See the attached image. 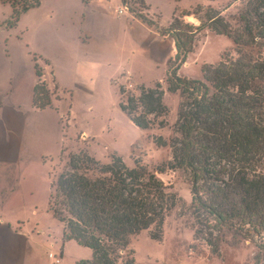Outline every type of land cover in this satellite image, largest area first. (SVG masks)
<instances>
[{"label": "trees", "instance_id": "trees-1", "mask_svg": "<svg viewBox=\"0 0 264 264\" xmlns=\"http://www.w3.org/2000/svg\"><path fill=\"white\" fill-rule=\"evenodd\" d=\"M0 1L11 6L14 22H7L9 27L21 13L41 3ZM139 3L142 5V0ZM201 5H195L193 12L175 8L168 26L157 29L173 40L175 53L166 64L165 81L167 90L178 93L180 101L174 136L169 142L161 135L152 139L158 146L169 145L168 168L187 174L194 238L205 241L217 254L221 232L229 230L262 250L264 0H245L238 28L222 16L225 9L212 7L213 14L206 13L198 24L186 21L185 16L201 12ZM139 18L149 26L154 24L150 18ZM204 28L230 38L236 56L228 54L205 66L203 80L180 76L178 71ZM35 70L38 80L32 100L42 109L51 106L52 99L36 63ZM119 91L126 93L122 87ZM163 95L159 81L154 87L141 85L137 95H126L118 107L142 130L162 127L164 122L158 118L168 113ZM109 158V162L100 163L87 151L71 153L68 166L51 179L49 210L63 224L62 243L72 239L91 250L89 259L75 264H135L133 250L128 248L131 237L154 227L151 238L161 240L165 218L177 203L170 187L139 160L128 166L117 153Z\"/></svg>", "mask_w": 264, "mask_h": 264}, {"label": "rangeland", "instance_id": "rangeland-1", "mask_svg": "<svg viewBox=\"0 0 264 264\" xmlns=\"http://www.w3.org/2000/svg\"><path fill=\"white\" fill-rule=\"evenodd\" d=\"M139 2L140 0H122V4L127 6L126 12L137 18L141 15L152 19V27L156 31L158 27L168 26L174 8L171 3L162 1L153 6L149 17L148 11L143 9L144 4ZM231 3L230 0H204L201 12L191 14L185 20L198 24V19L204 20L207 14H213L211 7L227 8L222 16L233 28H238V15L244 8L245 0H238L233 5ZM69 4H72V0H41L38 7L21 13L18 21L9 27L7 22H14L11 6L0 1V54H78L67 38L71 22L63 9ZM51 11H57L59 17L53 16ZM184 11L196 10L193 7ZM57 18L60 19L59 23ZM170 40L173 43L169 36L160 35L157 31L154 39L156 49H164L160 50L163 54L154 55L151 63L144 58L135 59L132 63L121 59L119 65L115 63L112 68L95 76L91 106L87 107L78 97L80 93L74 91L71 104L75 120L69 131L73 134L71 141H67V146L62 148L60 157L53 163L35 161L37 168L44 170L49 163L50 177L55 179L68 166L69 154L84 150L100 163L109 162V156L117 153L128 166H133L134 161L139 160L155 171L177 196V203L165 218L161 240L151 238L150 230L155 231L154 227L131 237L128 248L133 250L135 264H264V249H259L254 242L241 238L232 231L221 232L222 241L217 254L211 252L205 241L194 238V219L191 214V193L187 174L182 169L168 168L167 163L171 159L169 145L158 146L153 142L152 136L161 135L169 142L175 134L174 123L180 96L178 93L169 92L165 81L166 64L175 53L173 46L171 55ZM228 54L236 56V46L232 40L204 28L196 37L193 52L188 55L178 74L203 80L204 67L218 63ZM125 63H131L129 68L134 78L126 71L121 72L120 66H126ZM158 81L164 90L163 102L168 107V113L158 118L164 122V126L155 125L153 128L142 130L120 111L118 104L126 95H137L139 86L154 87ZM45 83L50 90L51 99L62 98L63 95L54 90L51 77ZM119 87L126 91L125 95L120 94ZM62 126L64 129L69 126L67 120H62ZM260 171L264 174V166ZM43 223L46 224V220H43ZM59 226L61 228L62 224ZM76 255L74 246L67 247L65 260L60 264H72L71 260Z\"/></svg>", "mask_w": 264, "mask_h": 264}, {"label": "crops", "instance_id": "crops-1", "mask_svg": "<svg viewBox=\"0 0 264 264\" xmlns=\"http://www.w3.org/2000/svg\"><path fill=\"white\" fill-rule=\"evenodd\" d=\"M162 1L171 3L173 11H184L204 0H142L143 9L149 13ZM230 1L233 5L238 0ZM121 5L122 0H72L64 7L71 22L67 38L78 54H0V264H49L51 252L60 253V264L69 246L77 251L72 264L91 257L89 248L72 239L62 243L63 224L49 210L51 166L38 170L35 161L53 163L71 141L74 91L89 107L95 76L121 59L151 63L155 54H163L164 48L155 46V28L125 10L119 12ZM51 14L59 17L57 11ZM170 49L173 55L171 40ZM35 63L41 80L51 77L63 95L42 109L32 100L38 80ZM129 64L120 70L133 75ZM62 120L69 124L66 129Z\"/></svg>", "mask_w": 264, "mask_h": 264}, {"label": "built area", "instance_id": "built-area-1", "mask_svg": "<svg viewBox=\"0 0 264 264\" xmlns=\"http://www.w3.org/2000/svg\"><path fill=\"white\" fill-rule=\"evenodd\" d=\"M126 5H121L120 8H118L119 12H122L123 10H126ZM48 257L52 260V264H59V261L61 259L60 253H49Z\"/></svg>", "mask_w": 264, "mask_h": 264}]
</instances>
